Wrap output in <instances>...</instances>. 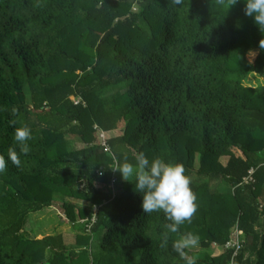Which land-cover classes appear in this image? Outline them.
Segmentation results:
<instances>
[{
	"label": "trees",
	"instance_id": "trees-1",
	"mask_svg": "<svg viewBox=\"0 0 264 264\" xmlns=\"http://www.w3.org/2000/svg\"><path fill=\"white\" fill-rule=\"evenodd\" d=\"M243 9L244 0L228 11L215 0H0V155L19 152L15 128L32 131L21 166L0 173V264H184L178 234L160 247L169 221L143 212L109 151L184 165L198 210L180 234L199 235L197 264H264V82L243 83L264 80V32ZM92 124L117 131L109 151ZM55 193L91 206L75 213L66 201L72 222L96 207L89 231L78 229L81 248L61 233H21ZM234 228L237 254H210Z\"/></svg>",
	"mask_w": 264,
	"mask_h": 264
},
{
	"label": "clouds",
	"instance_id": "clouds-1",
	"mask_svg": "<svg viewBox=\"0 0 264 264\" xmlns=\"http://www.w3.org/2000/svg\"><path fill=\"white\" fill-rule=\"evenodd\" d=\"M173 4L181 5L183 0H172ZM239 0H215L216 5L226 11L235 6ZM244 14L253 19L260 32H264V0H244ZM264 48V39L259 41ZM15 112V110H13ZM32 139V131L28 125L17 127L14 130V140L19 146V152L10 147L7 159L0 155V173H5L10 161L16 167L21 166L20 154L30 152L27 141ZM113 159L110 168L119 172L121 179L127 182L134 181L135 192L142 194L141 207L145 214L162 212L169 223L165 224L166 231L161 234L160 247L166 249L170 234H178L172 241V249L184 261V264H197L198 256L191 254L200 244L198 234L185 232L180 234L181 226L192 218L198 210L197 196L190 187L191 177L185 175L186 169L182 163H169L160 157L151 160L144 152L134 154L135 163L129 162L125 155L121 161L109 151Z\"/></svg>",
	"mask_w": 264,
	"mask_h": 264
},
{
	"label": "rangeland",
	"instance_id": "rangeland-1",
	"mask_svg": "<svg viewBox=\"0 0 264 264\" xmlns=\"http://www.w3.org/2000/svg\"><path fill=\"white\" fill-rule=\"evenodd\" d=\"M249 58H253V56H249ZM245 84L257 86L259 84H262L264 82L262 76L256 74V73H250L246 78L243 80ZM25 100L27 103H30V95L29 91H25ZM91 128L95 130V135L100 134V130L95 128V125H91ZM117 134V131L112 132H103L104 137H109L112 135ZM100 137V136H99ZM77 142V141H76ZM225 156L221 157L220 160L224 163L226 161ZM119 175V174H118ZM116 184V183H115ZM261 200V198H260ZM263 200V199H262ZM66 201H70L72 203H75L77 206L73 208V211L76 213L78 208L85 207L86 209H90L89 203L83 201V200H75L72 198H69L67 196H63L60 193L54 194L53 197V203L51 206L46 207L38 212L32 213L29 215V218L24 225V228L22 229L21 233L25 238H41L43 235L46 234H54V233H61L65 237V242L67 245L71 248H81L83 246H79L75 243L76 235L82 236V233L79 232V227L81 225L84 226V219L79 217L75 220V222H72L69 218H67L64 214V209L66 205ZM92 245L95 249L97 243L100 240V236L92 235ZM199 246L192 250L191 254L199 250ZM210 254L218 255L221 253L220 247L210 246L208 249Z\"/></svg>",
	"mask_w": 264,
	"mask_h": 264
},
{
	"label": "built area",
	"instance_id": "built-area-1",
	"mask_svg": "<svg viewBox=\"0 0 264 264\" xmlns=\"http://www.w3.org/2000/svg\"><path fill=\"white\" fill-rule=\"evenodd\" d=\"M101 131V130H100ZM103 132L104 131H101L100 134L98 135V140L100 142L101 145L104 146V150L105 151H109V148L107 147V145L105 144V141L108 137H104L103 136ZM100 136V137H99ZM252 172H253V169L251 168L249 170V173L242 179V181L244 183H248V182H251L253 181V178H252ZM116 181V178L115 176L113 175L111 177V180H110V187L111 189L113 190L114 188V183ZM92 214H91V217H89L88 219H84V226L86 228V231H89L91 225L93 224V222L95 221V215H94V212L96 210V207L93 206V209H92ZM213 246L217 247V245L213 244ZM227 248H233V254H232V257H234V255L237 254V250L240 248V242H239V234H238V231L236 228H234L231 232V238L229 241H227L221 249H227ZM230 264H232V262H230Z\"/></svg>",
	"mask_w": 264,
	"mask_h": 264
},
{
	"label": "crops",
	"instance_id": "crops-1",
	"mask_svg": "<svg viewBox=\"0 0 264 264\" xmlns=\"http://www.w3.org/2000/svg\"><path fill=\"white\" fill-rule=\"evenodd\" d=\"M227 160V159H226Z\"/></svg>",
	"mask_w": 264,
	"mask_h": 264
}]
</instances>
